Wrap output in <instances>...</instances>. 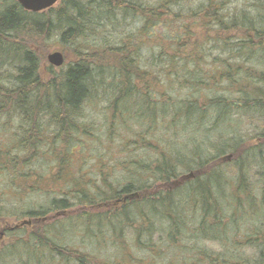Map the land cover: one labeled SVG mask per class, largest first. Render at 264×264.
I'll return each mask as SVG.
<instances>
[{"label":"trees","instance_id":"1","mask_svg":"<svg viewBox=\"0 0 264 264\" xmlns=\"http://www.w3.org/2000/svg\"><path fill=\"white\" fill-rule=\"evenodd\" d=\"M59 4L47 14L25 11L14 0L0 6V226L9 218L33 219L26 236L22 233L27 224L4 229L3 235L10 231L19 236L0 250V264H51L55 254L62 264H90L82 254L64 248L59 235L78 225L87 228L86 216L99 229L107 227L110 216L86 213L49 222L48 215L67 211L75 203L83 207L107 199L104 203L114 205L117 199L147 190L151 193L141 200L121 203L115 214L116 221L123 216L118 223L129 220L132 211L141 231L150 232L152 221H160L165 236L158 243L168 247L194 220L196 239L225 244L234 237V245L244 240L255 257L243 258L231 249L213 254L180 247L178 254L166 258L164 247L142 243L138 247L144 256L139 259L121 252L113 262L99 264H264V223H256L263 222L264 193L250 187L252 193L243 177L254 156L244 151L243 158L233 160L239 164L233 189L225 186L229 178L216 161L226 153L235 157L243 143L233 139L240 119L264 112V69L248 65L253 60L256 65L264 63V6L253 20L245 11L228 15L221 0H60ZM104 25L118 31L117 36L100 35L90 49H74L77 59L58 73L51 69L48 80L39 72L35 47L20 42L44 30L58 31L60 40L70 45L96 36ZM128 26L134 27L126 30ZM204 63L215 66L204 69ZM183 85L190 86L183 95L171 91ZM222 86L227 91L219 89ZM166 88L170 92L162 93ZM99 92L107 96L112 122L135 119L151 131L162 130L151 144L166 143L154 166L131 162L124 183L115 189L98 173V182L112 194L105 198L96 181L84 182L81 174L64 171L73 144L83 152L84 138L92 136L84 108L98 99ZM13 120L17 124H11ZM224 126L230 129L226 136L220 130ZM178 128L182 139L174 137ZM128 142L123 146L132 145ZM242 161L247 162L244 168ZM182 171L193 174L184 187L187 173ZM64 173H70L69 178ZM177 177H181L177 188L167 189ZM54 184L63 185L55 191L49 188ZM42 193L47 197L44 204L18 205L23 195Z\"/></svg>","mask_w":264,"mask_h":264},{"label":"rangeland","instance_id":"2","mask_svg":"<svg viewBox=\"0 0 264 264\" xmlns=\"http://www.w3.org/2000/svg\"><path fill=\"white\" fill-rule=\"evenodd\" d=\"M15 1V0H14ZM194 3H199L200 0H192ZM222 6L224 7V12H226L228 15H233L238 12L245 11V14L247 15V18L255 19V16L257 15V12L263 13L261 9H263L261 6H264V0H221ZM9 0H0V6L7 4ZM60 0L56 2L52 9L56 10L60 6ZM51 9V8H48ZM41 10L37 13L43 12L44 14H47V10ZM44 17V16H43ZM51 17H54L53 15ZM50 17V18H51ZM43 19V18H41ZM48 19V18H47ZM51 20H53L51 18ZM132 20V19H131ZM134 26H128L126 27V30L132 29ZM45 26L43 27V29ZM104 33V34H103ZM117 36L118 31H114L110 26L104 25L96 34V36H91L81 41H73L72 44H64L60 38H59V32L54 31H41L39 35H33L31 38L26 39L28 46L35 47L36 54L39 59V63L41 65L39 72L42 75V78L44 80H48L52 76V71L54 73H58L60 69L65 68L68 63L74 62L76 58L75 50H81V49H88L89 46L92 43H96L98 40V37L102 35V38L105 36ZM234 33H231L230 36H233ZM90 49V48H89ZM10 51V49H8ZM54 51H60L64 56V62L63 65L56 67L51 65L47 60V55ZM212 53H215V51H212ZM146 57V56H145ZM107 62V60L105 61ZM110 63H114V59L112 58ZM256 62L253 60V62L249 61L248 65L261 67L264 69V63L262 64H255ZM246 65L247 63H243V65ZM215 64H203L204 69H212ZM6 71V70H5ZM2 74L6 75L5 72H2ZM41 78V79H42ZM2 84L9 85L7 83L1 82ZM226 86H222V91ZM230 89V87L228 88ZM164 94H168L170 92L169 88L162 89ZM186 90H190V86H178L177 88H173L171 90L172 92L176 93L177 95L181 96L185 93ZM218 90L217 88L215 91ZM98 99L93 101L90 105L86 104L84 108V114L86 117L85 121H90L91 127L93 126V129L91 130L92 136L85 137V148H83V152L80 150L79 146L75 144L73 154L69 155V163L65 167L64 171H69L71 173L76 172L78 174H81L83 178V181L89 180V182L96 181L95 185L100 187V194L101 197H111L112 194L109 192V190L105 189L102 181L108 184H111V187L118 186L119 184L124 183V177L125 174L128 173L127 168L131 165V162H138L141 161L144 164L152 163V166L156 164V161L158 159V155L162 148H164V145L166 143H156L153 145L151 144V139L154 137H158L162 130H158V132L151 131L150 129H147L143 124L140 123V121L127 119V118H121V120L113 121L112 122V113H111V107L109 105V101L107 100V96H105L103 93L99 92V95H97ZM96 97V98H97ZM175 97V96H174ZM176 98V97H175ZM181 98V97H180ZM180 98H177L176 100H180ZM164 99V98H163ZM259 115V116H258ZM248 117V118H247ZM246 118H242V122L237 124L235 128L236 136L233 137V139H239L241 138L243 143L239 145L238 149L236 150L235 157H232V154L226 153L219 159L217 158V163H220L222 165V169L226 175L227 178H229V182L225 183V186H227L228 189H233L231 186L233 183L232 181L235 180L238 176V167L239 164L234 161L240 160L243 155V152L247 153L248 155L254 156L252 157L249 162H243V168L244 164L247 163V168H245L243 171L244 175L243 177L246 179L247 183H249V190L253 193L256 192L257 194L262 195L264 193V190L262 189L260 191V184L262 175L264 172V112H260L257 114H250V116H247ZM252 119V120H250ZM84 121V122H85ZM11 124H17L15 120ZM143 125V126H142ZM161 126V123H160ZM221 134L224 133V135H228L230 133V129H226V126L221 127ZM178 133H174V137H179V139L183 138V131H181L179 128L176 129ZM47 134H51L49 131H47ZM200 137V135H198ZM209 137V136H208ZM123 139V140H122ZM140 139V140H139ZM132 142V145H130L128 148H126L123 145L130 144L128 141ZM141 141V142H140ZM246 142V145H243ZM206 151V150H205ZM101 153V154H98ZM261 153L262 156H259ZM230 155L229 159H226V156ZM190 158V157H189ZM234 160V161H233ZM148 165V164H147ZM45 167V165H44ZM210 168V167H208ZM98 173L101 174V177H103L104 180L98 182ZM183 175L187 172H183ZM70 174V173H68ZM65 174L63 177L65 179L69 178V175ZM186 175V174H185ZM181 176V175H180ZM137 177V175L135 176ZM232 179V180H231ZM178 180V181H177ZM177 180L171 181L168 185L167 189L172 190L174 188H177L179 185V181H181V177H177ZM193 178H188L185 181H182L183 187L186 185L185 182L188 183L191 182ZM185 183V184H184ZM63 185V184H62ZM59 184L50 185L49 188H54L55 191L59 190V186H62ZM182 187V188H183ZM250 187L253 189V191L250 189ZM165 187L161 188L162 191ZM181 188V189H182ZM160 188L157 189V191H161ZM166 190V191H169ZM57 192H55L56 195ZM151 193V191L147 190L145 193L140 192L138 193L137 198L133 197L132 202H128L130 204H133L134 199L141 200L144 194ZM69 195V194H68ZM45 198H47L44 193L32 196L30 195H23L21 197V201L18 202V205H27L29 207L32 204H35L36 201L38 203H45ZM116 197L112 198L115 199ZM184 200L181 198V201ZM73 201V200H72ZM109 200L103 199V201H100L94 205H85L80 206V204H74L69 210L67 211H58L50 213L48 215V220L51 222V220L56 219H67L66 217H73V216H83V214H89L92 216V214H96L99 217L106 214V217L108 221L106 226L97 227L94 223L91 224L92 220L90 217L88 218L86 216V226L87 228H84L82 225H78L76 229L73 232H66V233H60L59 235V241L64 248L68 250H73L75 252H78L83 255V257H86L90 259V264H99L103 262H113L115 258L117 259L119 256H122V253H125V255H133L135 258L139 259L144 256V250L140 249L138 246H142V243H148V244H154L156 243L157 246L164 247L162 255L164 257H173L174 255L179 253V248L184 247L186 250L191 251L195 250H206L210 251L213 254H217L220 252H227V249H231V251L235 252L236 254L240 255L243 258H252L255 257L253 254L254 251L251 248V246L244 242V240H240L239 243L233 244V239L229 240V243H222V241H213V240H200L196 239L194 237V220L190 221V225L188 227H185L183 232L174 239L173 242L169 243L168 247L166 245H162L158 243L161 241L164 236V229L165 226L160 221L153 220L152 225L150 226V232L144 230H140L138 228V225L136 223V219L134 220V214L131 209V213L129 214V220L124 218L122 223H118L119 219L121 220L123 216L119 217V219L115 220V215L117 211L121 209V203H114V205L104 202H108ZM135 208V206H133ZM100 219V218H99ZM132 221H131V220ZM262 220L256 221V223L263 224L264 223V216L262 217ZM27 220H33L29 217H24L20 219L15 218H9L5 222H3L0 226V231L4 227H12L15 224L21 223L22 221ZM248 220V219H247ZM102 224L105 221H102ZM107 221V222H108ZM243 220L242 222H245ZM39 222V221H38ZM255 221H252V223ZM43 223V222H41ZM40 223V224H41ZM154 224V225H153ZM114 225V227H113ZM137 225V226H136ZM27 226V228H26ZM30 225H24L23 230L25 233H22V236L26 232L30 231ZM41 226V225H40ZM97 234V235H96ZM16 236H19V233L16 234ZM14 233H5L4 235H0V250H2L3 247L8 245L9 242L13 241L16 238ZM235 236V235H234ZM237 238V237H236ZM240 239V238H238ZM52 254H55L50 250ZM49 253V252H48ZM50 253V254H51ZM61 258L56 257V254L54 255V259L51 260V264H62ZM9 262V261H8ZM73 264V261H72ZM85 264V262H84Z\"/></svg>","mask_w":264,"mask_h":264},{"label":"water","instance_id":"3","mask_svg":"<svg viewBox=\"0 0 264 264\" xmlns=\"http://www.w3.org/2000/svg\"><path fill=\"white\" fill-rule=\"evenodd\" d=\"M16 1L21 5V7L24 10L31 11V12H38V11H41V10H44L46 8L51 7L58 0H16ZM47 60L51 65L56 66V67L61 66L63 64V61H64L63 55L58 51L49 53L47 55ZM229 158H230V155L226 156V159H229ZM187 176H189V177L192 176V173H189ZM135 195H136V193H134L128 197L131 198ZM24 223L29 224L30 222L24 221L22 224H24ZM16 227H17V225L10 227L9 229H13ZM0 235H2V232H0Z\"/></svg>","mask_w":264,"mask_h":264},{"label":"bare ground","instance_id":"4","mask_svg":"<svg viewBox=\"0 0 264 264\" xmlns=\"http://www.w3.org/2000/svg\"><path fill=\"white\" fill-rule=\"evenodd\" d=\"M16 1V0H15ZM17 2V1H16ZM18 3V2H17ZM19 4V3H18ZM20 5V4H19ZM21 6V5H20ZM53 7V5L50 7V8H52ZM22 8V7H21ZM23 9V8H22ZM24 10V9H23ZM26 11V10H25ZM32 37V36H31ZM31 37H29V38H31ZM29 38H22V40L20 41L23 45H27L28 43H27V40L26 39H29ZM36 50V49H35ZM55 52V51H54ZM58 52H60V51H58ZM61 53V52H60ZM62 54V53H61ZM63 55V54H62ZM64 57V56H63Z\"/></svg>","mask_w":264,"mask_h":264},{"label":"flooded vegetation","instance_id":"5","mask_svg":"<svg viewBox=\"0 0 264 264\" xmlns=\"http://www.w3.org/2000/svg\"><path fill=\"white\" fill-rule=\"evenodd\" d=\"M128 199V198H127ZM126 200L117 199L115 200V203H124Z\"/></svg>","mask_w":264,"mask_h":264}]
</instances>
